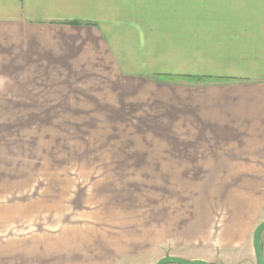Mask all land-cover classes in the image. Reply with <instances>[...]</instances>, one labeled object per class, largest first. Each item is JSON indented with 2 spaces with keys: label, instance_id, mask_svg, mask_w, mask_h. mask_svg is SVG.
<instances>
[{
  "label": "crops",
  "instance_id": "crops-1",
  "mask_svg": "<svg viewBox=\"0 0 264 264\" xmlns=\"http://www.w3.org/2000/svg\"><path fill=\"white\" fill-rule=\"evenodd\" d=\"M142 1L0 0V78L23 85L34 78H75L77 85H90L82 81L89 78L91 85L122 86L128 99L136 95L121 103L124 116L131 112L121 124L137 126L149 136L139 141L158 143L189 168L153 169V174L232 177L228 222L246 226L230 244L251 237L254 244L249 260L232 262L258 264L255 179L264 176V0H187L195 12L177 19L175 11H164L152 30L141 16ZM133 14L147 26L140 35L126 34L131 38L126 67L127 45L116 49L112 32L122 30L123 38L120 22ZM122 78L131 81L125 86ZM116 194L100 190L92 200L96 206L67 213L71 220L66 216L61 226L0 241V264H157L167 257L222 264L231 257L217 251L225 247L224 233L179 231L174 205H153L144 194L131 200Z\"/></svg>",
  "mask_w": 264,
  "mask_h": 264
},
{
  "label": "rangeland",
  "instance_id": "rangeland-1",
  "mask_svg": "<svg viewBox=\"0 0 264 264\" xmlns=\"http://www.w3.org/2000/svg\"><path fill=\"white\" fill-rule=\"evenodd\" d=\"M186 1L144 0L141 16L152 30L154 21L164 11H175L177 19L195 12L188 9ZM120 23L125 40L120 35L122 30L113 31V45L116 49L127 45V67L131 66V38L126 34L140 35L147 25L140 23L137 14ZM118 66L114 60V67ZM76 81L34 78L31 84L23 85V80L0 78V211L4 218L0 223V241L41 226L55 229L67 217L71 220L68 214L96 206L92 200L100 190L109 189L113 195L128 194V200L144 194L153 205L158 201L168 209L169 204L174 205L179 231L208 233L209 237L224 233L226 250L220 246L217 251L220 255L230 253L231 257L222 264L249 260L254 250L252 237L248 241H233L239 246L230 244L237 232H245L246 226L243 222H228L227 201L232 199L233 178L153 174V169L189 168L183 166L184 159L168 157V149L157 148L158 143L139 141L149 136L140 133L142 130L138 132L137 126L121 124L131 116L128 111L125 116L122 114L121 103L136 100V95L128 99L130 93H121L120 85H91L89 78L82 81L90 85H77ZM121 81L126 86L131 79ZM198 168L201 169L200 165ZM255 180L258 229L264 223V176ZM82 200L84 205L78 206ZM262 243L264 251V233ZM239 249L241 255H237Z\"/></svg>",
  "mask_w": 264,
  "mask_h": 264
},
{
  "label": "water",
  "instance_id": "water-1",
  "mask_svg": "<svg viewBox=\"0 0 264 264\" xmlns=\"http://www.w3.org/2000/svg\"><path fill=\"white\" fill-rule=\"evenodd\" d=\"M264 233V223L259 226L255 233V248H256V257L258 264H264V251L262 243V235ZM157 264H209L204 261H194V262H185L178 258L167 257L162 259Z\"/></svg>",
  "mask_w": 264,
  "mask_h": 264
}]
</instances>
